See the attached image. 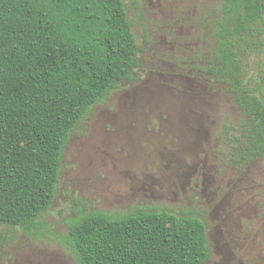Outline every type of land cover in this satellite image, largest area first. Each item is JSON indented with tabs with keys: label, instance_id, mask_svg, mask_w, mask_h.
<instances>
[{
	"label": "trees",
	"instance_id": "trees-1",
	"mask_svg": "<svg viewBox=\"0 0 264 264\" xmlns=\"http://www.w3.org/2000/svg\"><path fill=\"white\" fill-rule=\"evenodd\" d=\"M137 9L139 0H132ZM201 26L204 74L227 85L244 120L222 139L237 165L264 158V83L243 59L264 30V0H220ZM142 52L124 0H0V227L42 240L70 138L96 104L134 82ZM75 264H206L207 229L190 211H78L56 239Z\"/></svg>",
	"mask_w": 264,
	"mask_h": 264
},
{
	"label": "rangeland",
	"instance_id": "rangeland-1",
	"mask_svg": "<svg viewBox=\"0 0 264 264\" xmlns=\"http://www.w3.org/2000/svg\"><path fill=\"white\" fill-rule=\"evenodd\" d=\"M142 52L134 82L96 104L74 130L36 240L0 227V264H75L56 241L78 211H190L207 229L206 264H264V158L239 166L222 139L243 122L227 85L202 71L212 58L220 0H124ZM264 83V30L243 59Z\"/></svg>",
	"mask_w": 264,
	"mask_h": 264
}]
</instances>
